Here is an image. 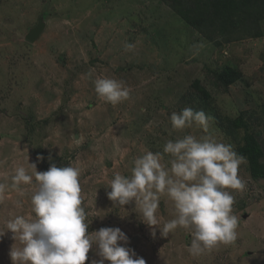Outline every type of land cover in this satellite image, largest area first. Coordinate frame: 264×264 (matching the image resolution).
I'll use <instances>...</instances> for the list:
<instances>
[{"label":"rangeland","instance_id":"374dc122","mask_svg":"<svg viewBox=\"0 0 264 264\" xmlns=\"http://www.w3.org/2000/svg\"><path fill=\"white\" fill-rule=\"evenodd\" d=\"M186 1L0 0V230L17 215L35 216L31 196L38 184L28 160L41 172L50 163L72 165L81 168L88 231L119 227L147 264H264V176L251 177L246 157L238 173L245 189L229 190L237 239L197 256L188 251L189 230L178 227L164 237L157 228L153 237L134 202L123 208L107 196L114 174L131 175L137 157L162 152L169 139L206 134L195 124L172 128L171 114L185 107L210 116L207 134L237 153L252 137L264 169V17L253 23L240 16L221 33L198 30L175 10ZM39 25L37 39L26 42ZM125 43L134 49L126 51ZM227 67L239 75L230 85L218 78ZM89 70L93 79L124 81L129 99L116 105L101 99ZM239 119L243 125L235 128ZM19 166L33 175L32 184L13 187ZM157 216L161 228L174 217L167 197ZM14 243L11 232L0 239V264H12ZM97 251L90 250L86 264L100 259Z\"/></svg>","mask_w":264,"mask_h":264},{"label":"clouds","instance_id":"9594fccd","mask_svg":"<svg viewBox=\"0 0 264 264\" xmlns=\"http://www.w3.org/2000/svg\"><path fill=\"white\" fill-rule=\"evenodd\" d=\"M134 47L132 43L124 44L126 51ZM93 71L87 75L101 99L113 105L129 99L130 89L124 81L107 76L93 79ZM211 119L203 110L191 107L173 112L170 122L174 130L195 124L206 134L169 139L162 152H145L133 161L131 175L114 174L108 185L111 191L107 192L114 205L124 208L134 202L153 237L157 228L164 237L178 227L189 230L192 239L188 251L193 256L236 241L239 219L233 213L235 196L229 190L242 192L246 187L238 174L246 158L232 144L207 134ZM165 155L170 159L162 163ZM43 159L37 157V161ZM28 166L38 184L31 196L35 216L17 215L6 221V231L0 230V239L11 232L15 241L9 252L12 264H86L94 247L100 259H93L91 264H147L127 247L129 237L119 227L88 231L91 222L82 206L80 167L50 163L48 170L41 172L37 171V163L29 160ZM11 179L13 187H19L32 184L33 175L19 166ZM4 190L5 185L0 184V193ZM161 197H167L174 208V217L162 228L157 216Z\"/></svg>","mask_w":264,"mask_h":264},{"label":"trees","instance_id":"16d2710c","mask_svg":"<svg viewBox=\"0 0 264 264\" xmlns=\"http://www.w3.org/2000/svg\"><path fill=\"white\" fill-rule=\"evenodd\" d=\"M185 1V0H184ZM185 8H175L182 20L195 29L210 28L211 32H223L227 27L238 23L237 18L258 22L264 17V0H188ZM254 12V14H253ZM245 20V21H246ZM239 75L231 68H224L218 75L224 85H230L238 79ZM197 85V84H196ZM207 96V93L198 88ZM243 123L237 120L235 128H241ZM245 145L239 148L238 154L247 158L249 172L253 178H262L264 169L260 166L259 158L262 155L257 142L252 137L245 138Z\"/></svg>","mask_w":264,"mask_h":264},{"label":"water","instance_id":"95a60500","mask_svg":"<svg viewBox=\"0 0 264 264\" xmlns=\"http://www.w3.org/2000/svg\"><path fill=\"white\" fill-rule=\"evenodd\" d=\"M42 30V26L39 25L36 28H33L32 30H30V32L28 33V35L25 37V41L28 43H32L35 41V39H37L38 35L40 34Z\"/></svg>","mask_w":264,"mask_h":264}]
</instances>
